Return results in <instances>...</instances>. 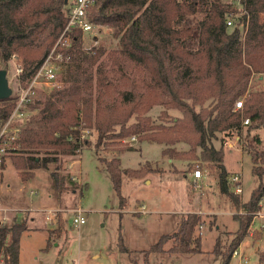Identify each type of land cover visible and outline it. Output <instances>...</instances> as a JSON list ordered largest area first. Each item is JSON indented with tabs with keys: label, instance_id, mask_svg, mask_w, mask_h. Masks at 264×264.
Segmentation results:
<instances>
[{
	"label": "trees",
	"instance_id": "16d2710c",
	"mask_svg": "<svg viewBox=\"0 0 264 264\" xmlns=\"http://www.w3.org/2000/svg\"><path fill=\"white\" fill-rule=\"evenodd\" d=\"M242 3L245 25L248 20L245 37L238 26L229 30L226 20L231 4L223 0H96L88 9L89 20L95 25L114 27L119 38L120 49L110 57L120 53L143 67L151 81L141 93L128 90L121 101L113 98L106 102L105 96H111L117 84L101 67L96 70L94 84L93 68L103 52L92 54L93 49H85L80 42L82 33L76 32L77 38L66 51L74 64L73 70H68L72 85L37 100L38 113L21 125L17 140L20 148L8 152L21 178L28 180L34 169H48L49 164L59 163L61 154L77 155L85 143L80 134L85 127H94L98 132V147L136 134L159 144L189 142L193 148H201L204 160L217 166L220 192L236 208L243 209L234 215L239 227L227 248L221 249L218 236L212 250L222 256L220 264H230L235 251L250 235L264 198V149L258 147L262 138L258 133L251 134L264 127V87L250 90L254 77L264 84V0ZM68 5L69 0H0V60L7 63L17 57L24 68L20 75L22 86H27L62 34L68 22ZM83 92L90 94L82 97L80 105L74 95ZM246 93L242 110L236 109L237 100ZM16 101V96L0 100V128L9 119ZM156 104L179 110L182 116L168 126L157 124L148 115ZM132 117L135 120L130 122ZM245 119L250 124L244 146L260 182L250 198L242 202L239 194L231 190L224 147L217 148L213 142L219 133L241 135ZM34 151L46 154L36 156L31 154ZM170 152V147L162 150L163 155ZM6 156L2 158V169ZM103 161V169L108 171L122 204V176H133L137 171L123 168L119 155ZM51 175L60 189L65 177L70 179L68 174L61 178L57 171ZM200 221L199 213H184L177 231L162 234L143 251V264H148L154 252H204L202 236L195 234ZM27 229V221L2 229L0 254H4L6 263L19 264L20 240ZM171 239L173 245L166 250L164 245ZM118 246L122 252L131 251L122 234ZM49 248L50 239L44 250ZM258 255L260 264H264V250Z\"/></svg>",
	"mask_w": 264,
	"mask_h": 264
},
{
	"label": "rangeland",
	"instance_id": "374dc122",
	"mask_svg": "<svg viewBox=\"0 0 264 264\" xmlns=\"http://www.w3.org/2000/svg\"><path fill=\"white\" fill-rule=\"evenodd\" d=\"M223 1L231 4L227 17H232L234 24L229 26V30L238 26L242 37H245L247 27L242 25V0ZM115 30L108 24H96L94 31L85 34L80 40L85 49H93L92 54L103 52L99 63L93 68L94 84L99 67L107 71L117 84L115 92L111 96H105L106 102L113 101V98L117 102L121 101L122 94L128 90L141 93L147 82L151 81L149 73L143 67L122 57L120 53L110 57L120 49ZM70 59L68 57L54 62L61 85L54 90L46 87L39 90L36 98L27 105L26 116L20 119V125L38 113V99L44 100L53 91L72 85L73 80L69 78L68 70H73L74 64ZM18 62L13 57L7 63L0 60V69L8 71L12 96H16L22 86L16 70ZM259 79L254 77L250 90L264 87ZM89 94L79 93L74 95V99L82 105V97ZM92 95L96 97L95 89L92 90ZM247 95L246 93L237 101L245 103ZM148 115L153 122L168 126L173 123V119L181 117L182 113L156 104ZM134 120L135 117H132L130 122ZM243 123L242 136L237 132L230 136L219 133L218 139L213 142L217 148L221 145L224 147V164L229 175L235 172L242 175L243 193L239 195L242 202L250 198L260 182L259 177L253 173L252 157L244 146V136L250 123ZM255 133L262 138L259 149H264V127L252 130L251 134ZM80 134L85 143L81 145L77 155L61 154L59 163L49 164L48 169H34L33 177L28 180L21 178L12 163V154L5 157L1 197L6 210L0 212V218L6 216L7 219L3 222L5 227L24 221H27L28 226L20 240L19 264H143V251L162 234L177 231L181 216L189 210L204 211H200L201 221L195 229V234L202 236L204 252H154L150 254L148 264L221 263L222 256L212 253L216 238L220 236L221 249L225 250L239 227L234 215L242 213L243 209L236 208L230 198L220 192L219 170L215 164L203 159L201 148L195 149L185 141L159 144L137 134L133 135L136 140L132 139L133 136H128L122 141L114 139L98 147V132L94 127H85ZM16 146L20 148V142L17 141ZM165 147H170L172 152L163 155ZM44 152L34 151L31 154L44 156ZM118 155L123 168L137 171L133 176H122L121 192L125 197L122 204L108 171L103 169V160H110ZM198 167L203 170L204 176L198 183H194L189 180L188 175L193 176V171ZM53 171H57L61 178L68 174L73 183L65 177L63 188H57L51 175ZM262 180L264 182V175ZM231 190L233 191L232 187ZM143 203L146 205V212L140 211ZM79 207L85 211L86 222L76 225L74 211ZM51 209L58 213L53 223L47 220V211ZM262 225L264 198L261 210L253 219L250 235L245 237L239 249L241 256H233L230 264H241L243 256L249 258V264H260L258 253L264 250ZM120 234L130 252L119 249ZM49 239L51 248L44 250ZM10 240L9 234L7 241ZM166 243V248L170 247L173 240Z\"/></svg>",
	"mask_w": 264,
	"mask_h": 264
},
{
	"label": "built area",
	"instance_id": "2783aa9c",
	"mask_svg": "<svg viewBox=\"0 0 264 264\" xmlns=\"http://www.w3.org/2000/svg\"><path fill=\"white\" fill-rule=\"evenodd\" d=\"M96 0H69L68 5V22L60 35L58 41L56 42L53 49L50 51V53L45 58L44 62L41 64V66L38 68L34 76L31 78L27 86H21L18 94L16 95V106L14 110L12 111L9 119L5 122V124L0 128V179L2 175V158L6 156L10 149L16 148V142L20 135L21 125L19 124L20 119L26 116L25 109L27 108V105L32 102L39 90L44 89L45 87L54 90L55 88L59 87L61 85V82H59L57 77V71H56V65L54 62L56 60H65L66 58H70L69 55L66 54V51H68L73 44V41L75 38H77L76 32H81L82 36L88 33H91L95 29V24H93L89 18H88V9L95 4ZM245 6L241 9V12H243V15L246 11H243ZM250 15V14H249ZM227 25L232 26L234 24V21L232 17H227ZM248 20L245 21L242 24L244 27H247ZM15 60H17V57H13ZM18 61V60H17ZM16 70L17 74L21 75L24 68L23 65L18 62L16 63ZM243 107V101H237L236 102V109H241ZM245 123H249V119L244 120ZM85 129V128H83ZM82 129V130H83ZM81 130V132H82ZM72 137H70V140ZM133 140H136V137L133 136ZM81 140L83 139V135H81ZM81 148V147H80ZM80 150V149H79ZM204 176L203 170L199 167L193 171V177L195 179V182L198 183V180H201ZM229 182L233 188V191L236 194H242L243 193V185H242V175L240 172H235L233 174H230ZM0 191H1V185H0ZM2 210H5L2 204V200L0 197V212ZM141 212H146L147 208L145 204H142L140 206ZM47 220L49 223H53L56 221L58 217V213L55 210H49L47 211ZM84 210L79 207L75 209V217H74V223L76 225H81L86 222V218L84 215ZM6 216L4 215L2 218H0V237H1V231L3 228H5ZM264 227V225H262ZM203 228V225L201 226ZM240 255L241 253L239 250H236L233 256ZM0 264H6L5 262V256L4 254H0ZM241 264H249V258L247 256H243L241 260Z\"/></svg>",
	"mask_w": 264,
	"mask_h": 264
},
{
	"label": "water",
	"instance_id": "95a60500",
	"mask_svg": "<svg viewBox=\"0 0 264 264\" xmlns=\"http://www.w3.org/2000/svg\"><path fill=\"white\" fill-rule=\"evenodd\" d=\"M13 94V89L10 86L8 79V71L0 69V100L8 99Z\"/></svg>",
	"mask_w": 264,
	"mask_h": 264
},
{
	"label": "crops",
	"instance_id": "0c3cea01",
	"mask_svg": "<svg viewBox=\"0 0 264 264\" xmlns=\"http://www.w3.org/2000/svg\"><path fill=\"white\" fill-rule=\"evenodd\" d=\"M225 167L227 168L226 165H225ZM5 170H6V169H5ZM227 170H228V168H227ZM228 171H229V170H228ZM2 172H3V170H2ZM188 176H189V180H191V181H193L194 183H196V182H195V179H194V177H193L192 175L189 174ZM189 182H190V181H189ZM2 184H3V183H1V189H2ZM196 187H197V186H196ZM0 197H1V191H0ZM1 200H2V204H3V206H4V200H3L2 197H1ZM143 204H145V203H143ZM262 206H263V200H262ZM5 210H6V209H5ZM200 211H201V210H198V211H197V210H189L188 212H197V213H200ZM201 212H204V211H201ZM186 213H187V212H186ZM168 242H169V241H168ZM242 242H243V241H242ZM172 245H173V243H172ZM172 245H171V246H172ZM241 245H242V243H241ZM241 245H240V247L238 248V250L241 248ZM166 246H167V243H166L165 246H164V248H165L166 250L169 249V248L171 247V246H170V247H167V248H166ZM258 251H259V250H258ZM239 252H240V250H239Z\"/></svg>",
	"mask_w": 264,
	"mask_h": 264
}]
</instances>
